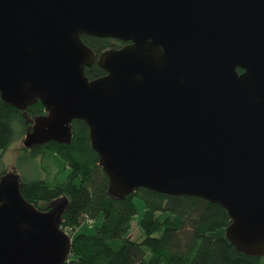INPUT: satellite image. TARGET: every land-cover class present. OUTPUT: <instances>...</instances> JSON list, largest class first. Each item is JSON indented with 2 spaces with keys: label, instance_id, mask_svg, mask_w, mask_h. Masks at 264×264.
Listing matches in <instances>:
<instances>
[{
  "label": "water",
  "instance_id": "1",
  "mask_svg": "<svg viewBox=\"0 0 264 264\" xmlns=\"http://www.w3.org/2000/svg\"><path fill=\"white\" fill-rule=\"evenodd\" d=\"M83 34L126 42L105 51ZM241 69L242 71H239ZM0 95L41 101L27 145L86 121L110 192L140 187L227 209V237L264 255V0H0ZM64 201L40 209L0 179V264H66Z\"/></svg>",
  "mask_w": 264,
  "mask_h": 264
},
{
  "label": "trees",
  "instance_id": "2",
  "mask_svg": "<svg viewBox=\"0 0 264 264\" xmlns=\"http://www.w3.org/2000/svg\"><path fill=\"white\" fill-rule=\"evenodd\" d=\"M82 37L97 54L86 67L87 76L94 79L107 74L100 64L101 55L126 42L90 34ZM46 114L40 100L20 109L0 95V165L11 145L26 138L33 131L35 119ZM71 126L69 142L26 144L17 159L21 191L27 200L40 209H49L56 201L65 203L62 227L73 239L66 264H264V255L244 253L227 237L232 219L219 203L146 187L123 198L114 197L110 177L99 165L100 156L91 145L89 125L75 119ZM37 159L59 165V172L67 170L68 174L60 180L43 167L45 176H23V165L36 166ZM7 172L5 167L0 169V179ZM136 199L145 203L141 220L144 235L139 240L129 235L132 219L139 213ZM100 218L94 233L78 231L86 220Z\"/></svg>",
  "mask_w": 264,
  "mask_h": 264
},
{
  "label": "rangeland",
  "instance_id": "3",
  "mask_svg": "<svg viewBox=\"0 0 264 264\" xmlns=\"http://www.w3.org/2000/svg\"><path fill=\"white\" fill-rule=\"evenodd\" d=\"M27 141H28V136L26 138L18 139L11 145V147L4 153V156H3L4 161H3V164L0 165V169L5 167V169H7L8 172H16L20 170V167L18 166V163H17V159L20 154L21 148L24 145H26ZM38 159L37 161L34 162L36 166L39 164L37 169H36V166L34 165L33 167L32 166L30 167L29 166L30 164L28 163H27L28 165H23L22 170H21L23 176H28L29 178L33 176L35 177L45 176L46 171L43 170L44 168H46L52 175L57 174V177L60 180H63L68 174L67 170L63 172L62 171L59 172V165L56 166L55 164L50 163L48 160L46 161V160L40 159V161H38ZM136 203L139 209V213L135 215L132 219L129 235H131L133 239L139 240L144 235V231L141 226V220L144 215L145 203L141 199H136ZM100 223H101V218L93 222H91V220L88 219L82 224V226L78 229V231L85 232V233H94L96 226L100 225Z\"/></svg>",
  "mask_w": 264,
  "mask_h": 264
},
{
  "label": "built area",
  "instance_id": "4",
  "mask_svg": "<svg viewBox=\"0 0 264 264\" xmlns=\"http://www.w3.org/2000/svg\"><path fill=\"white\" fill-rule=\"evenodd\" d=\"M91 222H93V220H91Z\"/></svg>",
  "mask_w": 264,
  "mask_h": 264
}]
</instances>
